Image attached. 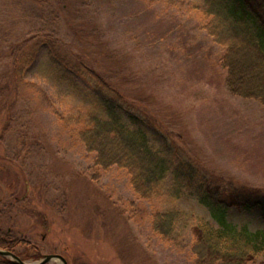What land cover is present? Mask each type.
<instances>
[{"label": "rangeland", "instance_id": "obj_1", "mask_svg": "<svg viewBox=\"0 0 264 264\" xmlns=\"http://www.w3.org/2000/svg\"><path fill=\"white\" fill-rule=\"evenodd\" d=\"M205 24L195 0H0V109L16 55L23 71L5 132L8 114H0V227L26 240L15 248L24 260L52 253L68 264L193 260L188 238L171 245L153 233L149 204L139 206L126 171L99 169L63 130L57 113L67 87L47 70L54 46L71 66L113 70L152 143L176 148L215 182L264 193V105L230 91L225 48ZM26 55L33 63L24 70ZM180 205L208 217L195 197ZM229 219L264 228L258 210L235 208Z\"/></svg>", "mask_w": 264, "mask_h": 264}, {"label": "trees", "instance_id": "obj_2", "mask_svg": "<svg viewBox=\"0 0 264 264\" xmlns=\"http://www.w3.org/2000/svg\"><path fill=\"white\" fill-rule=\"evenodd\" d=\"M195 7L210 35L225 48L221 64L227 70L230 91L264 105V0H195ZM50 53L49 75L67 87L64 109L57 113L63 130L93 155L99 169L126 171L139 206L149 204L145 210H150L153 233L171 245L188 238L192 264H264V228L252 230L229 219L235 208L258 210L264 219V193L215 182L176 148L152 143L113 70L84 61L71 66L55 46ZM18 56L14 86H1L6 92L0 114L4 110L8 114L2 132L14 119L19 97L23 71L17 68ZM32 61L25 56L24 70ZM190 197H195L208 217L180 205ZM22 243L27 242L0 227L1 248L15 252ZM0 264L14 263L0 255Z\"/></svg>", "mask_w": 264, "mask_h": 264}, {"label": "water", "instance_id": "obj_3", "mask_svg": "<svg viewBox=\"0 0 264 264\" xmlns=\"http://www.w3.org/2000/svg\"><path fill=\"white\" fill-rule=\"evenodd\" d=\"M0 255L10 258L14 264H47L57 259L62 260L63 264H68L67 259L63 255L58 253L44 254L41 259L35 263H28L15 252L4 248H0Z\"/></svg>", "mask_w": 264, "mask_h": 264}, {"label": "flooded vegetation", "instance_id": "obj_4", "mask_svg": "<svg viewBox=\"0 0 264 264\" xmlns=\"http://www.w3.org/2000/svg\"><path fill=\"white\" fill-rule=\"evenodd\" d=\"M48 264V263H47Z\"/></svg>", "mask_w": 264, "mask_h": 264}]
</instances>
